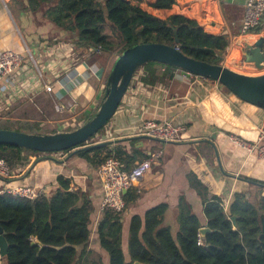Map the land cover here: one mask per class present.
<instances>
[{"label":"crops","instance_id":"obj_1","mask_svg":"<svg viewBox=\"0 0 264 264\" xmlns=\"http://www.w3.org/2000/svg\"><path fill=\"white\" fill-rule=\"evenodd\" d=\"M246 3L195 0L184 8L175 6V10L202 23L209 33H225L229 44L235 39L252 43L258 38L241 35ZM32 4L31 0H0V50L24 56L16 75L0 82V128L31 134L66 132L70 124L90 116L98 107L118 55L77 48L72 35L54 24L46 8L36 9ZM175 73L172 85H146L142 74L132 81L105 132L112 140L141 136L134 141L137 148L148 155L162 153L152 170L129 192L132 201L123 213V222L129 226L135 215L144 216L150 209L166 205L163 223L174 235L178 232L181 203H188L205 225L203 198L220 196L228 206L236 190L250 187L247 182L227 179L222 174L212 144L219 150L227 173L264 183V158L248 153L235 141V137L254 139L264 111L241 101L218 82L187 77L182 71ZM57 108L62 110L58 112ZM147 120L172 121L183 124L185 130L174 144L164 143L142 135L141 126ZM54 157L64 160L67 154ZM34 161L32 158L30 164L20 167L21 175ZM98 168L73 155L64 163H39L29 181L33 189H46L50 194L58 177L73 178L71 190L84 193L95 206V236L103 216Z\"/></svg>","mask_w":264,"mask_h":264},{"label":"trees","instance_id":"obj_2","mask_svg":"<svg viewBox=\"0 0 264 264\" xmlns=\"http://www.w3.org/2000/svg\"><path fill=\"white\" fill-rule=\"evenodd\" d=\"M31 1L36 9L46 8L54 24L70 33L73 44L84 51L100 48L103 53L120 55L130 47L156 43L177 47L196 60L220 64L229 46L225 33H209L202 23L176 12L175 6L184 8L195 0ZM140 70L146 85L169 81L172 85L179 69L151 62ZM112 155L127 171L149 157L134 141L126 140L79 151L74 157L99 167ZM30 156L37 160L44 155L0 146V158L12 168L30 164ZM32 175L24 180L0 179V191L34 188L29 181ZM72 185L73 178L62 175L48 196L29 199L0 193V223L8 242V253L0 255V264L4 260L7 264H264V191L260 186L255 185L261 194L236 190L228 207L220 196L203 198L205 225L188 203H181L176 235L164 225L167 206L161 205L144 216L135 215L129 226L123 214L107 210L93 236L95 206L84 193L72 191ZM130 191L125 194L127 204L132 201ZM206 227L210 232L202 236L200 231ZM95 252L97 259L92 258Z\"/></svg>","mask_w":264,"mask_h":264},{"label":"water","instance_id":"obj_3","mask_svg":"<svg viewBox=\"0 0 264 264\" xmlns=\"http://www.w3.org/2000/svg\"><path fill=\"white\" fill-rule=\"evenodd\" d=\"M178 41V38H176V42ZM241 45L242 48L235 50L234 53L241 59L243 58L246 64L254 65L260 72H263L261 75L248 76L235 72L221 64H210L196 60L185 55L179 48L164 44H139L130 47L116 58L107 78L104 97L90 115L89 119L81 127L72 131L54 134H31L0 128V146L18 147L44 155L35 160L25 176L20 178V180H24L41 162L52 161L64 163L79 151L93 147L116 145L125 140H140L141 136H138L109 140L83 147L106 128L118 111L135 74L142 66L151 62L177 68L187 77L197 76L218 82L241 101L264 111V38H259L252 43L243 41ZM159 141L170 144L175 143ZM212 145L220 171L225 176L264 188V184L227 173L224 170L219 150L214 144ZM70 150H72L71 154L64 160H57L54 157L57 153ZM32 158L30 157L29 161H32ZM232 221L235 224L234 226H236L235 217L232 218ZM200 232L202 236H205L210 232V229L207 227L202 228ZM7 253L8 242L0 223V255L1 257H5Z\"/></svg>","mask_w":264,"mask_h":264},{"label":"built area","instance_id":"obj_4","mask_svg":"<svg viewBox=\"0 0 264 264\" xmlns=\"http://www.w3.org/2000/svg\"><path fill=\"white\" fill-rule=\"evenodd\" d=\"M264 27V0H247L246 14L242 24V37L254 36L260 38L264 36L263 32L259 30ZM231 41L224 53L231 55L239 47V43ZM102 53L100 48L90 49V53ZM24 56L20 52L11 50H0V82L6 78L16 75V72L23 66ZM144 75L142 70H139L134 78L137 80L138 76ZM132 83V82H131ZM51 91V88H47ZM58 112L62 109L57 108ZM185 127L182 124L174 123L172 121L157 122L154 120L144 121L141 126V133L149 138L162 140L165 142H177L180 140L182 132ZM111 136H101L96 143L112 140ZM236 143L244 148L250 154H256L258 158H264V117L262 124L258 127L256 135L253 140H245L235 137ZM57 154H64L57 153ZM162 157L161 152H152L147 159L139 161L135 164L131 171L125 169L124 164L115 156H109L101 166L98 168V175L102 183L103 201L101 204V211H113L116 214H123L126 210L127 203L125 199V192L127 193L134 188L135 184L148 172L152 170L153 164L158 162ZM22 170L20 167L12 168L8 162L0 158V179H12ZM0 193H10L22 198L34 199L41 195L48 196L49 192L46 189L37 191L32 187L18 186L15 188H5ZM225 206V204H224ZM228 207V206H225ZM201 244V243H200Z\"/></svg>","mask_w":264,"mask_h":264},{"label":"rangeland","instance_id":"obj_5","mask_svg":"<svg viewBox=\"0 0 264 264\" xmlns=\"http://www.w3.org/2000/svg\"><path fill=\"white\" fill-rule=\"evenodd\" d=\"M108 27V26H107ZM261 33L263 32L264 34V27H262L260 30H259ZM107 32L108 34H111V31L109 28H107ZM260 38H264V36L260 37ZM259 39V38H258ZM238 50L240 48H242V45L239 43L238 45ZM97 53V52H96ZM100 54V53H98ZM111 54H116V53H111ZM221 65L235 71V72H238L240 74H244V75H248V76H257V75H261V72L255 68L254 65H251V64H246L243 60V58L241 59L237 54H235L233 52V54L231 55H228L226 53H223L222 55V61L220 62ZM176 72L178 74H180L181 70H176ZM252 72V73H251ZM176 74V73H175ZM171 82L169 81L167 83V85H169ZM83 119H81L80 121L78 122H75L73 124H70L68 127V131H70L71 129H73L74 127L80 125L83 123ZM1 127V126H0ZM105 132H106V128H104L101 133H99L96 137H94L91 141H89V143L87 145H91L93 144L94 142H96L97 140H99V138L103 135H105ZM57 155H60V154H57ZM69 154H67L68 156ZM212 160L214 161L215 160V156L214 158H212ZM222 160V159H221ZM215 162V161H214ZM218 163V162H217ZM223 163V162H222ZM17 167V166H16ZM219 167V165H218ZM224 167V166H223ZM15 168V167H14ZM27 168V166H26ZM220 169V168H219ZM223 174V173H222ZM224 175V174H223ZM225 176V175H224ZM227 179L229 178L228 176H225ZM264 181V180H263ZM249 188L248 187H244V188H247L251 194H261V190L259 191L258 189H254V186L253 185H250L249 184ZM252 186V188H251ZM246 190V189H245ZM264 195V193H263ZM93 247V246H92ZM93 259H97L98 258V254L97 252H95V254L92 256ZM1 264H7V262L4 260L1 262Z\"/></svg>","mask_w":264,"mask_h":264},{"label":"bare ground","instance_id":"obj_6","mask_svg":"<svg viewBox=\"0 0 264 264\" xmlns=\"http://www.w3.org/2000/svg\"><path fill=\"white\" fill-rule=\"evenodd\" d=\"M252 73V72H251Z\"/></svg>","mask_w":264,"mask_h":264}]
</instances>
